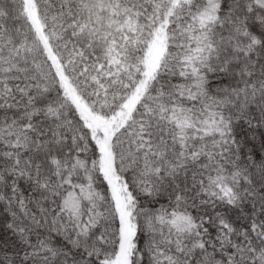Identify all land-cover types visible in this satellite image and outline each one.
Wrapping results in <instances>:
<instances>
[{"label": "snow or ice", "instance_id": "6c2138e0", "mask_svg": "<svg viewBox=\"0 0 264 264\" xmlns=\"http://www.w3.org/2000/svg\"><path fill=\"white\" fill-rule=\"evenodd\" d=\"M0 264H264V0H0Z\"/></svg>", "mask_w": 264, "mask_h": 264}]
</instances>
